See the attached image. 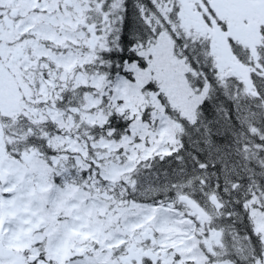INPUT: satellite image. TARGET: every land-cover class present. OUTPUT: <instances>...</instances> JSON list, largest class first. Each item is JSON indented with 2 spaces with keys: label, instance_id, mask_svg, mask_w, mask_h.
Instances as JSON below:
<instances>
[{
  "label": "snow or ice",
  "instance_id": "1",
  "mask_svg": "<svg viewBox=\"0 0 264 264\" xmlns=\"http://www.w3.org/2000/svg\"><path fill=\"white\" fill-rule=\"evenodd\" d=\"M0 264H264V0H0Z\"/></svg>",
  "mask_w": 264,
  "mask_h": 264
}]
</instances>
